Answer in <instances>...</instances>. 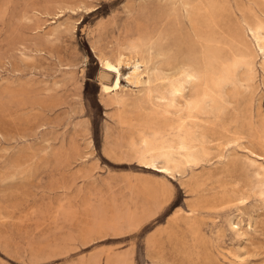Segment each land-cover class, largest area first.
<instances>
[{
	"label": "rangeland",
	"instance_id": "374dc122",
	"mask_svg": "<svg viewBox=\"0 0 264 264\" xmlns=\"http://www.w3.org/2000/svg\"><path fill=\"white\" fill-rule=\"evenodd\" d=\"M157 2L0 0V264H264V55L248 29L264 0H175L174 52L198 63L200 39L210 67L218 51L250 61L182 111L184 132L180 113L151 114L164 55L130 48L161 30ZM119 54L129 107L101 88Z\"/></svg>",
	"mask_w": 264,
	"mask_h": 264
},
{
	"label": "bare ground",
	"instance_id": "6f19581e",
	"mask_svg": "<svg viewBox=\"0 0 264 264\" xmlns=\"http://www.w3.org/2000/svg\"><path fill=\"white\" fill-rule=\"evenodd\" d=\"M166 2L168 3L167 7H165ZM157 3H150L148 15L151 20L160 22L161 30L155 33L153 31L147 32L145 39L131 43L130 48L134 51L144 47L149 50L158 49L164 55L165 66L162 68V76L158 78L159 83L157 86H153L150 76L149 81L145 82L149 86L148 99L153 107L151 114L156 118H169L174 116V113H180L177 126L180 132H184L187 130L189 123L185 118L181 117L182 111H186L189 114L199 112L207 101L218 96L220 88L225 83V76L232 74L242 65H249L250 61L247 57L233 53L230 54L231 56L225 57L221 51H218L213 53L214 57L219 61L218 65L210 67L206 63V54L208 52H206L205 43L200 39L195 40L203 50L200 62L193 61L186 57L184 53L174 52L173 48L179 44V34L174 21L175 0H160ZM166 24L168 25L166 26ZM248 29L258 49L264 55V22L258 21L254 25H249ZM168 42L173 44L172 48H164V45ZM193 42L194 40L191 41V45L194 44ZM252 52L255 54V50L252 49ZM125 59L122 54H119L115 60L105 57L101 59L102 69L108 74L115 76L112 85L102 82L101 88L102 93L112 98L116 103L129 107L131 99L127 95L120 93L122 89L121 68L125 63ZM143 75L144 73L136 66L133 73L128 77V81L133 85H141L145 81ZM113 93L114 95H112ZM156 135L157 133L141 131L139 139L141 148L149 149ZM179 146L184 153L183 157L189 160L191 149L188 136L181 137ZM260 159L264 161L263 157H260ZM144 164L149 165V162L145 161ZM157 169L156 171L161 173L169 172L166 167L157 166ZM233 227L238 229L236 225H233Z\"/></svg>",
	"mask_w": 264,
	"mask_h": 264
},
{
	"label": "snow or ice",
	"instance_id": "6c2138e0",
	"mask_svg": "<svg viewBox=\"0 0 264 264\" xmlns=\"http://www.w3.org/2000/svg\"><path fill=\"white\" fill-rule=\"evenodd\" d=\"M5 260H6V258H5ZM6 264H9V262H7V260H6Z\"/></svg>",
	"mask_w": 264,
	"mask_h": 264
}]
</instances>
